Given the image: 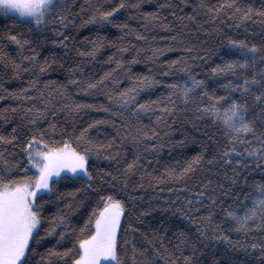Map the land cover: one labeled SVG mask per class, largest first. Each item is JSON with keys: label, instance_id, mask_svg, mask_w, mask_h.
I'll list each match as a JSON object with an SVG mask.
<instances>
[{"label": "trees", "instance_id": "trees-1", "mask_svg": "<svg viewBox=\"0 0 264 264\" xmlns=\"http://www.w3.org/2000/svg\"><path fill=\"white\" fill-rule=\"evenodd\" d=\"M67 2L71 10L69 21L74 23L66 22L67 26L64 28L58 24H49L47 28L41 29L19 20L14 23L15 15L5 16L0 13V48L4 52L18 57V45L11 42L5 34L19 33L22 39L32 41L25 46L24 55H30L28 49L35 46L40 51L41 62L45 57L49 60L48 70L38 75L33 72L16 75L10 64L0 61V96L3 97L0 99V132L7 135L16 128L17 134L26 138L34 127L47 129L49 124L54 123L57 126L54 138L59 140L63 129L67 133L79 135L80 130L93 125L88 129L90 139L107 143L113 137L116 138L113 148L104 153L105 157L112 155L114 159L93 158L97 171L110 170L113 175H117V170L123 173L125 162H130L137 153L141 156L139 170L127 176V185L123 190L124 181L119 178L115 181L116 191L126 201L127 220L140 229L134 234L138 246L149 252L153 245L167 246L176 256L180 255L174 247L178 240L186 237L194 239L199 235L197 229L204 226L203 222L194 224L178 210L183 208L188 211L189 205L185 200L187 196L193 200L191 207L199 209V212L191 213L193 217L200 220L209 210L213 211L212 227L220 225L224 234L230 237V240L223 237L213 239L210 227V238L198 246L204 249L200 256L202 264H210L213 260L216 264H260V251L253 250L250 244L264 239V230L252 228L249 233L236 231L235 222L225 213L236 210L252 198L253 193L258 190L257 185L264 182V163L249 159L248 168L238 171L235 178L230 168L220 169L216 164L210 166L203 163L202 167H197L194 173L189 174L190 179L183 182L193 188V193H188L181 182L164 180L157 183L152 176H166V168L179 171L193 156L204 152L205 148L208 149L205 159H210L212 152L218 147L215 141L223 140L220 125L214 123L211 116L198 111L193 101L185 103L179 93L170 98L175 105L173 110L162 115V108L168 105V85L187 79V72L182 70L187 64L197 79L206 80L210 90L215 88L218 95H225L220 85L230 79L241 83V79L229 72L210 75L209 70L217 64L222 65L226 59H243L236 48L229 46L228 37L260 44L264 40V23L260 21L264 18L253 15L251 19L239 21V13L235 18L231 14L234 9L219 15L213 13L211 7L223 3V0H125L127 7L113 14L114 24H107L99 20L90 21V17L96 7L108 9L114 7L119 0ZM237 4L241 8L251 5L258 9L264 6V0H237ZM148 13L155 15L150 16ZM117 24L127 27H117ZM53 28H60L62 36L57 37ZM63 36L70 37L65 41L67 47L52 43ZM95 42L102 44L95 55H84L83 53L93 49ZM124 47L128 51L121 52L120 49ZM156 49L160 52L153 55ZM118 60L123 61L120 67L116 65ZM172 61L177 62L173 65ZM28 63L25 61L24 67ZM106 72L111 75L104 81L103 87L88 92L80 90L86 87L85 82L99 80ZM247 74L251 75V70ZM143 77L161 82L138 87L143 83ZM33 79H39L40 82L35 88H29V81ZM70 80H77V83L70 84ZM49 81L52 83L45 87ZM133 87L138 89L137 103L160 101L153 105L154 111L150 109L137 117L131 108L125 109L109 101L108 94L115 95ZM20 89H27L29 99L13 95ZM40 92L44 95L41 96ZM233 95L239 96V93ZM45 100L48 101L47 104ZM81 102L93 107H83L79 111L66 107ZM33 106L49 110L35 125L29 123L34 113L25 111ZM105 108H110L111 111H105ZM157 116H161L159 123L156 121ZM143 126L154 128L157 136H150L147 142L134 141L137 129ZM149 144H157L158 147L152 149ZM141 171L152 173V176L145 175L142 178ZM225 171L227 176L224 175ZM205 181H211V184L205 190L206 196L202 198V202L196 203L195 192L201 190L199 184ZM63 184H67L69 188L79 186L78 181H65ZM61 190H64L63 187ZM78 196L83 198L82 194ZM208 197L215 200L214 207ZM46 208L53 212L56 210L55 205ZM87 210L89 209L81 208L73 213L74 225H82L86 219V215L82 213ZM257 210L255 223L260 221L259 208ZM132 235L130 230L129 239H132ZM216 235L219 236V232ZM253 237L256 238L255 241ZM56 239L47 237L38 252H44L47 247L55 245ZM61 244L70 246L68 241H62ZM187 254L188 249H185V255ZM36 260H39L38 256ZM157 260L159 264H165L161 257H157Z\"/></svg>", "mask_w": 264, "mask_h": 264}, {"label": "snow or ice", "instance_id": "snow-or-ice-1", "mask_svg": "<svg viewBox=\"0 0 264 264\" xmlns=\"http://www.w3.org/2000/svg\"><path fill=\"white\" fill-rule=\"evenodd\" d=\"M137 6L132 5V7ZM203 6L198 5V7ZM126 7L125 0H119L114 7L108 9L98 6L90 17V21L99 20L101 23L114 24L113 14ZM233 9L231 14L235 18L239 13V21L251 19L253 15L264 18V6L258 9H254L251 5L241 8L237 0H223V3L211 7V11L217 15ZM0 13L5 16L15 14L14 23L19 20L21 23H29L41 29L47 28L49 24H58L64 28L67 26L66 22L74 23L69 21L71 10L67 0H0ZM260 22L264 23V19ZM116 26L127 27L123 24ZM52 31L57 37L62 36L60 28H53ZM5 35L11 42L18 45L19 55L12 57L0 48V61L10 64L16 75L24 72H33L38 75L48 70L49 60L45 57L41 62L37 47L28 49L30 55H24L25 46L32 41L22 39L19 33L8 32ZM69 39V36H63L62 39H55L52 43L67 47L65 41ZM172 39L176 38L172 37ZM228 43L231 48L237 49L243 59L240 57L226 59L222 65L217 64L211 68L209 73L216 75L229 72L234 77H239L241 83L228 80L224 85H220L225 95H218L215 88L210 90L206 80L197 79L192 69L185 64L182 70L187 72V79L177 80L168 85L170 89L168 105L171 107L165 105L162 108V115L170 113L175 107L170 98L179 93L185 103L193 101L198 111L211 116L213 122L220 125L223 140L215 141L218 147L214 149L210 159H205V152L208 151L205 148L204 152L193 156L179 171L166 168V176H152V173L141 171L142 178L148 175L152 176L157 183L164 180L183 183L190 179L189 174L194 173L197 167H202L203 163L210 166L216 164L220 169L230 168L235 178L238 171L248 168L249 159L252 162L264 163V40L257 44L246 39L228 37ZM101 46L100 42H95L93 49L83 54L95 55ZM120 51L126 52L128 48L124 47ZM159 52L160 50L156 49L153 55ZM25 61L29 62L27 67H24ZM176 62L172 61L171 64L174 65ZM122 63V60L116 61L117 67H120ZM248 70H251V75L247 74ZM110 75L111 73L106 72L99 80L85 82L86 87L80 90L88 92L91 89L103 87L104 81ZM39 82V79L30 80L28 87L35 88ZM160 82L143 77V83L138 87ZM50 83L52 82H47L45 87ZM69 83L76 84L77 80H70ZM26 93L27 89H20L13 95L27 100L29 97ZM233 93H239V96H234ZM40 95L43 96V92H40ZM137 95L138 89L133 87L115 95L108 94V99L125 109L131 108L132 113L137 117L150 109L154 111L153 105L160 103L159 100L137 103ZM0 99L3 97L0 96ZM47 103L48 101L45 100V104ZM132 105L135 107H131ZM66 107L79 111L83 107H93V105L81 102ZM25 111L34 113L29 123L35 125L37 120L49 110L33 106ZM105 111H111V109L105 108ZM52 114L55 115V113ZM156 121L159 123L161 116H157ZM94 123H101V121H94ZM92 126L90 124L88 128L80 130L79 135L67 133V130L63 129L59 140L54 138L57 132V126L54 123L49 124L47 129L34 127L26 138H21L16 128L7 135L0 132V264H159L157 257L164 259L165 264H202L200 256L203 255L204 249L198 246L210 238L208 229L213 225V211L209 210L207 215L197 220L191 213L199 212V209L191 207L193 200L185 197L189 205L188 211L183 208L178 210L194 224L203 222L204 226L197 229L199 235L194 239L189 240L186 237L178 240L174 247L179 251V256H176L167 246L153 245L151 252L138 246L134 234L140 229L127 220L126 201L116 191L115 181L118 178L124 181L121 189L123 190L127 185V176L139 170L141 156L137 153L130 162H125L123 173L117 170V175H113L110 170L97 171L93 158L114 159L112 155L105 157L104 153L113 148L116 138L113 137L112 141L107 143L90 139L88 129ZM144 129H148V126L137 129V135L133 136L134 141L147 142L150 136H157L154 128ZM149 147L156 149L158 145L149 144ZM224 175H228L227 171ZM65 181H78L79 186L69 188L67 184L62 185ZM210 184L211 181L199 184L201 190L195 192L196 203L202 202V198L206 196L205 190ZM183 188L188 193H193V188H190L187 183H183ZM257 189L258 195L255 197L253 206L243 215H238L235 211L225 213L235 222L236 231L249 233L252 228L264 230V182L259 183ZM78 194H82L83 198H80ZM68 197L72 199L69 200ZM208 199L214 207L215 200L212 197ZM53 205L56 206L54 212L46 208ZM257 206L259 223L254 222L258 215ZM81 208L89 210L82 213L86 215V219L83 220L82 225L77 226L73 224V213ZM130 230L133 234L132 239H129ZM217 232L219 236L216 235ZM47 237L57 238L55 245L47 247L44 252H38ZM221 237L230 240V237L220 229V225L212 227L211 238L220 239ZM255 239L253 237L254 241ZM62 241H68L70 246H63ZM149 244H152V241H149ZM250 247L260 251L262 258L260 264H264V239L259 243H251ZM185 249H188L187 255H185ZM210 264H216L215 260Z\"/></svg>", "mask_w": 264, "mask_h": 264}, {"label": "rangeland", "instance_id": "rangeland-1", "mask_svg": "<svg viewBox=\"0 0 264 264\" xmlns=\"http://www.w3.org/2000/svg\"><path fill=\"white\" fill-rule=\"evenodd\" d=\"M15 15V14H13ZM256 195H258V190H256L253 195H252V198L249 199V201L245 204H243L242 206H240L239 208H237L236 210H234L238 215H243L244 212L248 209V208H251L254 204V200H255V197ZM257 209H258V206H257Z\"/></svg>", "mask_w": 264, "mask_h": 264}]
</instances>
